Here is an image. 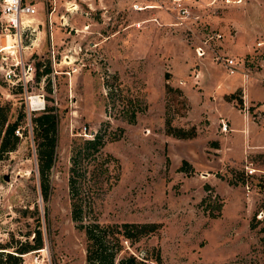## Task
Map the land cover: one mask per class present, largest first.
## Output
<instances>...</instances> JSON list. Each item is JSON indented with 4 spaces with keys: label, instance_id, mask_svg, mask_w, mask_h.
Returning a JSON list of instances; mask_svg holds the SVG:
<instances>
[{
    "label": "rangeland",
    "instance_id": "obj_1",
    "mask_svg": "<svg viewBox=\"0 0 264 264\" xmlns=\"http://www.w3.org/2000/svg\"><path fill=\"white\" fill-rule=\"evenodd\" d=\"M30 1L36 12L23 17L30 26L16 35H6L0 14V50L18 40L24 59L35 67L25 87H11L0 75V117L4 125L15 121L20 132H14L13 149L0 151V239L9 238L7 231L13 237L31 238L35 228L43 237V246L23 254L22 264H85L84 234L69 213V149L72 139L90 137L105 120L104 127L115 137L105 141L103 150L117 157L120 170L98 200V220L157 223L155 231L132 245L123 241L128 251L152 258L158 250L164 264H264V148L246 150L244 158L215 150L233 134L227 126L220 129L223 120L214 110L211 114L198 103L188 105L173 73L190 83L194 91L188 98L195 103L201 62H216L208 55L205 59L195 55L194 39L209 27L217 30L222 34L219 48L226 54L223 32L210 25L207 13H201L202 27L191 23L194 36L187 27L173 23L160 0ZM198 2L189 1L199 13L206 5ZM230 6L239 7L235 14L224 6L211 15L236 18L242 32L249 28L251 16L252 26L259 29L245 32L251 45L264 40V0H238ZM228 27L234 36L235 29L230 23ZM8 54L11 60L13 54ZM183 56L184 61L176 58L178 66L175 57ZM233 56L237 62L242 59L246 72L259 69V62L264 66V44ZM116 81L123 94L137 92L146 102L133 122L119 113L120 100L106 95V85ZM38 93L56 114L46 198L38 189L32 129V117L41 110H30L27 101L29 94ZM232 93L238 101L240 93ZM223 96L228 99V94ZM188 110L192 118L185 120ZM241 110H248L258 123L260 115ZM166 120L192 129L193 135L179 138L165 133ZM240 136L246 138L247 132L240 131ZM218 201L222 205L214 216Z\"/></svg>",
    "mask_w": 264,
    "mask_h": 264
},
{
    "label": "trees",
    "instance_id": "obj_2",
    "mask_svg": "<svg viewBox=\"0 0 264 264\" xmlns=\"http://www.w3.org/2000/svg\"><path fill=\"white\" fill-rule=\"evenodd\" d=\"M38 76L39 73L36 72V78ZM113 77L116 78V75ZM119 83L116 81L115 84H107L106 95L112 100H120L122 105L119 113L128 122H133L136 112L146 108V102L137 92L131 95L123 94ZM48 88H50L49 83ZM232 94L226 97L230 99ZM241 103V99L238 98L236 101L238 107ZM53 109V105H44L41 112L32 117L36 176L42 198H46L48 194L49 174L54 161L56 114ZM107 124V120L103 121L90 137L80 136L72 139L69 149L66 178L69 213L75 227L82 230L84 234L85 264H164L158 250L152 258L140 257L128 251L123 244L125 241L128 245H132L141 237L155 231L157 223L152 221L100 222L98 220V200L116 182L120 170L117 157L103 150L105 141L115 137L113 132L104 127V125L107 127ZM15 126V121L4 125V120L0 117V151L11 150L16 145ZM164 130L165 133L179 138L190 137L194 132L192 129L191 131L183 130L180 126H173L167 120ZM203 198L209 200L207 195ZM221 205L220 201L216 203L217 212L214 216L219 215ZM7 233L9 238L0 239V264H22L23 254L43 246L40 228L33 230L31 238L26 236L20 239V237H13L11 232L7 231Z\"/></svg>",
    "mask_w": 264,
    "mask_h": 264
},
{
    "label": "crops",
    "instance_id": "obj_3",
    "mask_svg": "<svg viewBox=\"0 0 264 264\" xmlns=\"http://www.w3.org/2000/svg\"><path fill=\"white\" fill-rule=\"evenodd\" d=\"M210 1L211 0H202V3L206 5V7H204L205 9H200L199 13L201 16V13L203 15V12H206V16H208V19L206 20L210 23V25L217 29L219 28V30L223 32V49L228 56H233V54L242 56L264 44V40H256L258 44L256 45L254 42L255 45H251L252 38L251 36H247L245 33L246 31L259 32L257 26H252L254 20L251 16L249 18V28H245V32H242L243 27L240 26V22L237 21L236 18H228L226 15L217 17H213V15H211L217 11L218 7L220 8L224 6H227V13L230 11L235 14L239 7L230 6V4H235L238 0H228V2H225L224 0ZM195 10L198 11L197 8H195ZM228 23H230L235 29L234 36L228 32L229 30H227V28H229ZM262 30H264V28H262ZM262 35H264V32ZM176 58H181L183 61L185 59L184 56L175 57V59ZM202 58L205 59V57ZM237 59V70L233 73H227L221 65L213 63L208 59L206 60L210 63L201 62L203 72L201 74V81H198L200 90H195L199 93V98L195 99V103L192 99L190 100L188 98L190 96L189 94L194 91V89L191 88L190 83L188 81L182 82L183 80H181L179 76L177 77L174 71L173 73L176 79H178L177 81H180L182 87L184 88L183 90L188 100V105L198 106V103L202 110H211V114H214V110L218 114L219 120L222 119L225 121L226 126L230 131V135L233 134L232 138H228V141H223L222 144H219V146H215L219 147V149L215 150H220L221 154L224 153L225 156H229L231 158H244L247 152L246 150L249 152L264 148V123L261 116L264 115V66L259 62V65L262 66L261 68L246 72L243 67L244 64L242 59ZM178 62V59H176L175 63L179 66ZM206 69L208 71H205ZM195 70L196 69L194 68L193 72ZM243 72L247 73V77L245 79L243 78ZM234 91H238V94L240 93L238 96L241 99L242 103L240 107L242 108H238L234 98H230L228 100L223 96L224 94H230ZM210 96L213 97L212 100L209 99ZM243 108L252 109L253 112L258 114V117L260 115L258 123L252 119L253 116L250 115L251 113L248 112V110L247 112H243L241 110ZM186 112L187 113L186 116L184 115V119L190 120V118H192L190 111L188 110ZM240 131L247 132L246 138L240 136ZM218 132L220 131L218 130Z\"/></svg>",
    "mask_w": 264,
    "mask_h": 264
},
{
    "label": "built area",
    "instance_id": "obj_4",
    "mask_svg": "<svg viewBox=\"0 0 264 264\" xmlns=\"http://www.w3.org/2000/svg\"><path fill=\"white\" fill-rule=\"evenodd\" d=\"M190 0H160L159 6L170 13L174 20L173 23L176 25H183L187 29L196 35L194 29L191 27V23H201L200 14L193 10V6L189 3ZM197 5L200 4L198 0H192ZM211 0L210 2H212ZM227 2L228 0H224ZM36 12V7L30 0H15V2L9 3V0H0V14L3 16V24L1 26L5 30L6 35L12 33L16 35L19 31L28 28L29 23H22L24 16L32 15ZM189 23L190 26H187ZM204 24V23H203ZM201 23L200 27L203 25ZM222 39V34L213 30L210 27L206 30L203 35H199L193 41V50L195 55L203 57L208 55L210 59L221 65L227 73H233L237 70V60L233 56H228L221 51L219 43ZM1 47V45H0ZM9 49L0 50V75L3 80L11 87L19 86L25 87L29 82L35 71L33 62L23 57V48L18 40H15L10 44ZM8 49V48H7ZM9 53L13 54L11 60L9 59ZM247 77V73L243 72V78ZM31 96L36 97L34 103L31 102ZM30 110H42L44 108L43 97L41 94H29L27 97ZM221 130L226 129V123L221 121ZM15 133H20L19 128H14Z\"/></svg>",
    "mask_w": 264,
    "mask_h": 264
},
{
    "label": "bare ground",
    "instance_id": "obj_5",
    "mask_svg": "<svg viewBox=\"0 0 264 264\" xmlns=\"http://www.w3.org/2000/svg\"><path fill=\"white\" fill-rule=\"evenodd\" d=\"M29 22H30V20H28L26 18L22 19V23H29ZM7 48H9V46H5L3 49H7ZM30 98H31V102L32 103H34L36 101V97L35 96H31Z\"/></svg>",
    "mask_w": 264,
    "mask_h": 264
},
{
    "label": "clouds",
    "instance_id": "obj_6",
    "mask_svg": "<svg viewBox=\"0 0 264 264\" xmlns=\"http://www.w3.org/2000/svg\"><path fill=\"white\" fill-rule=\"evenodd\" d=\"M15 2V0H9V3Z\"/></svg>",
    "mask_w": 264,
    "mask_h": 264
}]
</instances>
